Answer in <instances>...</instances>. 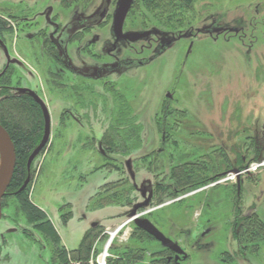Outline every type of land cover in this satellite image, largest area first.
I'll list each match as a JSON object with an SVG mask.
<instances>
[{"label":"rangeland","instance_id":"1","mask_svg":"<svg viewBox=\"0 0 264 264\" xmlns=\"http://www.w3.org/2000/svg\"><path fill=\"white\" fill-rule=\"evenodd\" d=\"M49 3L54 4L55 11L60 10V18L72 11L71 2ZM81 3L89 6L90 2ZM138 4L135 0L130 9L127 29L158 25L172 28V24L164 25ZM189 21L195 28L230 26L236 31L220 33L217 38L199 34L190 44L189 40L179 39L152 61L147 60L151 56L148 50L140 54L121 50V57L144 60L143 65L135 64L121 71V75L111 76L121 88L122 104L130 109V121H122L121 128L131 124L141 128L140 140L127 138L130 135L121 138V142L130 143L124 154L107 150V155H103L97 148L105 139L109 124L108 103L94 99L102 109L94 112L92 124L87 125L89 130L68 117L63 121L64 92L55 91L50 76L44 67L40 70L42 64L33 61L30 51L24 54L12 50L14 55L29 56L28 65L41 82L34 78L31 86L38 85L52 115L49 140L31 164L34 172L26 189L29 199L53 225L58 241L34 229L21 215L16 216V196L6 197L2 199L0 221V264H95L105 251L106 264H123L121 257L127 247L142 256L141 264H157L159 245L145 235L133 233L134 223L128 222L123 213L130 206L123 201L90 206L88 195L98 193V201L105 193L117 198L125 192L124 188H130L132 181L153 178L152 164L149 170L147 165L154 158L145 155L158 147L164 149V155L174 154L173 164L188 159L202 162L205 158L206 162H223L224 169L226 163L233 166L236 160L239 165L264 160V0H198ZM108 32L106 27L104 37L109 36ZM139 45L136 43L135 47ZM95 88L99 90L98 86ZM122 109L121 112L127 111ZM165 116L167 120L161 118ZM133 142H141L142 146ZM165 142L176 144L170 147ZM182 154H188V159L181 160ZM125 160H131L135 180L130 179ZM219 184L201 191L196 188L180 192L167 199L164 196V201H175L146 217L183 246L189 253L188 264H264V242L257 255H245L248 261L237 253L238 243L231 228L235 212L233 182ZM238 192L239 219L255 213L264 222V166L244 175ZM181 196L187 197L176 200ZM158 204H151L148 209ZM12 216L17 218L16 223H12ZM91 221L98 222L93 228L98 234L90 243L88 256L79 257L80 252L86 251ZM12 228L15 231L9 232ZM251 233L254 238V228ZM225 252L234 255V260L224 263Z\"/></svg>","mask_w":264,"mask_h":264},{"label":"flooded vegetation","instance_id":"2","mask_svg":"<svg viewBox=\"0 0 264 264\" xmlns=\"http://www.w3.org/2000/svg\"><path fill=\"white\" fill-rule=\"evenodd\" d=\"M49 1L58 4L71 2L73 3L70 8L72 11L68 14V16L62 15L60 18V10L57 9L55 11L54 4L49 3ZM86 1L90 2L87 4L89 6L83 5V3H81L82 0H0V101H12L14 98H30L38 106L41 113L43 131V112L33 94L41 99V101H43L46 105L50 114V122L52 126L51 111L41 96L40 91H38V85L35 84L34 86H31V80L38 78H36V71L28 65L29 56L21 55V57L18 54L14 55L12 54L13 49H18L19 51H22V53L30 51L33 56V61L37 60L42 64L40 70L44 67L45 73L48 75L53 74L54 78H52V81H54V83L51 85L55 88V91L59 92V94L64 92L65 96L64 100H62V103L65 101L63 103L65 106H62L61 116L66 115L68 116L67 119H71L82 127L85 126L86 129L89 130L87 125L89 126L92 124L91 121L93 119L92 117L94 112H98L102 109V107H97L94 99L99 98L101 102L104 103L102 99L110 100L113 96L115 97V94L121 96V88L116 85L115 78L113 79L111 76L121 75V71L126 70L135 64H144V60L142 59L135 60L130 57H121L122 49H130L132 52L137 54L148 50L151 52V56L147 60L152 61L179 39L184 38L189 40L188 44H190L192 39L199 34L208 35L210 37L214 36L217 38L220 33L223 34L228 31H236L235 27L214 25H206L201 28L190 26L177 31L158 26H152L146 29L129 30L126 27L125 22L131 7L135 2V0H133L124 20L122 32L125 33L127 31H143L150 29H156L159 30V32L151 33L148 36L136 41H130L124 37L121 32H116L113 28V16L118 0H100L98 2H94V0ZM106 27L109 31L108 37H104V29ZM179 36L181 37L179 38ZM169 40L170 43H167ZM136 43H140L139 48L135 47ZM39 83H41L40 80ZM96 86L99 87V90L95 88ZM30 91L33 94H31ZM67 94L69 95V98ZM169 114H172V111ZM166 116H169L168 113ZM166 116L161 118L165 119L167 118ZM5 130L7 131L6 128ZM119 143L121 145V142ZM165 143H169L170 147H172L173 142ZM99 144L100 143H98V148H100ZM185 146H187V144ZM164 153L165 151L162 147L149 150L145 156L154 158L153 161L149 160L147 165L149 170V165L152 164V169H154L152 174L153 178H144L140 180L139 183L132 181L134 192L138 196L137 201L134 203L143 202L148 197L149 193L151 194L149 205L146 208L139 209L137 213L139 217L147 218L154 225L155 223L146 217V215L158 207H162L175 201L174 198L168 199L169 201H164L165 199L170 198L168 197L170 196L169 194L176 190L172 186V177L174 174L173 170L179 164L195 161L186 157L189 154V152H187V155L182 154L180 157L181 160L184 157L188 160L173 164L174 154L171 153L169 155H164ZM196 161H198V163L202 166H206V164H208L209 170L206 172L207 179H209V181L213 180L197 188L199 189L198 191L208 187H216L220 185L218 181L221 178L225 177L229 173H234L231 170L238 169L239 167H246L249 164L247 163L244 165L241 163L239 165L236 160L235 165L230 166L226 163L224 166L226 168L223 169V162H206L205 158L202 159V162L199 160ZM133 174L135 180L134 171ZM246 174L237 175L235 180L232 181L234 196L231 198L233 199L235 197V212L231 228L233 229L232 236L236 244L238 242L235 235L238 233L239 229V223L237 221L240 211L238 207V197L239 194H241L238 190L242 185L243 177ZM19 188L20 187L16 189H8L7 186L5 193L1 198V210L3 207L2 199L12 195L16 196L17 200L19 199L18 197L23 198L24 195H27V199L35 207L41 210L31 199H29L26 187L21 190ZM193 191L196 193V190ZM19 193L21 194L20 196L18 195ZM159 193H161V196L167 197L165 199L163 198L164 200L157 206L148 209L151 204L157 203ZM97 194L98 193L88 195L87 201H89L90 206H92L95 201H98L95 198ZM184 197L187 196H181L176 200L180 201ZM131 207L132 206H130L129 209ZM17 208L18 203L15 204L16 216L19 214L17 212ZM127 211L123 213L126 214ZM21 216L25 219L24 221L26 223H30L26 217L23 215ZM82 216L85 217L84 215ZM14 217L12 216V223H16L18 221L17 218ZM1 218L2 213L0 221ZM41 223L42 222L30 224H32L34 229L45 234L43 230L44 226H41ZM97 223V221H91L89 225L90 228L93 229ZM13 231H15L14 228L10 229L9 232ZM151 237L158 243L159 250L157 251L161 253L160 257L156 259V262L162 264H188L187 259L189 258V253L187 254L183 249V246H181L175 239L168 237L173 242L177 243L179 248L183 250L180 254L176 253L171 248L162 245L161 242L156 240L153 236ZM249 244L255 243L252 242ZM243 249H245L243 245L237 244V253H240L244 258L246 253L245 251H242ZM237 253L235 254L237 255ZM233 256L234 255L230 254L229 257L232 261L234 260ZM244 259L247 261L249 260L246 257ZM225 260L226 257H222V261L224 263ZM120 263L121 262H118L116 264Z\"/></svg>","mask_w":264,"mask_h":264},{"label":"trees","instance_id":"3","mask_svg":"<svg viewBox=\"0 0 264 264\" xmlns=\"http://www.w3.org/2000/svg\"><path fill=\"white\" fill-rule=\"evenodd\" d=\"M139 7H142L146 12L151 14L154 18L160 20L164 25L172 24V30H181L190 27V18L192 13H194V6L196 1L198 0H137ZM135 3V2H134ZM133 3V4H134ZM158 27H163L162 25H158ZM133 29L132 27H130ZM50 76V84H53L52 81L53 74H49ZM68 98L69 95L67 94ZM123 96V95H122ZM99 99V98H98ZM118 94H115L112 99H102L104 103H108L110 106V114H109V124L106 127L105 131V139L100 142V148L103 152V155H107V150L110 152H119L122 154L127 153L129 142H121V138L125 139L128 135L130 137H134L137 140H140V126H136L135 124H131L124 128H121V122L124 120L130 121L128 119L129 115V107ZM98 101V100H97ZM122 104V106H121ZM123 108H127V111H123ZM115 112V114H113ZM68 116L62 115L63 121ZM165 120H167L165 118ZM0 123L7 129L9 135L14 144L15 148V166L12 174V178L9 182L8 189H16L20 187L27 175V158L31 151L35 148V146L39 143L43 129H42V118L41 113L38 109V106L28 97L23 99L14 98L12 101L1 100L0 101ZM129 133V134H128ZM87 138V137H86ZM126 141V140H123ZM121 142V145L120 143ZM135 145L142 146L141 142H133ZM139 145H138V144ZM175 143V142H173ZM104 144H107V149L104 148ZM176 144V143H175ZM174 144V145H175ZM172 144V147L174 146ZM121 147V148H120ZM98 148V147H97ZM162 160V159H161ZM102 167H105L104 164ZM209 170L208 164L206 166H202L198 161H191L190 163L179 164L173 170L172 177V186L176 190L170 193L168 197L176 196L180 192L189 191L192 189H196L200 186H203L209 183L210 180L207 179V171ZM34 172L32 165L30 167V173ZM108 185V184H107ZM105 185H103V188ZM125 192H122L121 195H118L117 198L114 197L115 194H103L101 201H95V205L97 207L105 206L107 204H113L115 201L120 202L123 201L126 206H132L137 198H135L133 185H130V188H124ZM164 191V189H163ZM108 192V191H107ZM21 195L20 193L18 194ZM164 196H161V193L158 195L157 203H161L164 199ZM17 200L18 208L17 212L20 215H23L28 219L30 223L42 222L40 225L44 226L43 230L46 237H55L58 241L56 232L50 223V221L46 218V215L43 211L39 210L35 207L28 199L27 195H24L23 198L18 197ZM44 221V222H43ZM239 229L238 233L235 235L237 242L239 245H243L245 249L242 251L246 254L251 253L253 255H257L260 251L261 243L264 242V222L259 219V217L252 213L247 216H243L241 219L238 218ZM249 225L251 229L249 230ZM254 228V238L251 237V230ZM133 233H138L141 235H145L147 238L152 237L146 232L140 230L134 225ZM97 232L95 229L90 230V233L86 235L88 239V244L86 247V251H82L79 254V257L85 254L88 256V249L90 247V243L94 241L95 237H97ZM254 242L255 244H249ZM248 243V244H247ZM84 250V249H83ZM144 251V248H141ZM64 255V253H63ZM226 261H230V254L225 253ZM121 260H124L123 264H141L142 256L138 255L134 252V250L130 247H127L124 255L121 257ZM224 260V259H223ZM157 263V262H156ZM108 264H112L108 262ZM150 264H153L150 263ZM162 264V263H157Z\"/></svg>","mask_w":264,"mask_h":264},{"label":"water","instance_id":"4","mask_svg":"<svg viewBox=\"0 0 264 264\" xmlns=\"http://www.w3.org/2000/svg\"><path fill=\"white\" fill-rule=\"evenodd\" d=\"M133 0H118L117 7L113 16V28L117 32H121L124 37L130 41H136L151 33L159 32L156 29L143 30V31H127L122 32V27L126 15L132 5ZM181 36H179L180 38ZM170 43V40L167 42ZM31 94H33L30 91ZM38 101L44 116V131L41 140L31 151L27 158V176L20 186V190L27 186L30 180V166L35 159V157L40 153V151L45 147L47 141L49 140L51 133V122L50 114L47 110L46 105L41 99H39L35 94H33ZM100 146V145H99ZM15 166V148L14 144L5 128L0 124V217H1V198L5 193L7 186L12 178L13 170ZM125 166L130 175L131 180H134V174L131 169L130 160H126ZM234 173H238L239 169L231 170ZM239 186V184H238ZM150 193L148 197L143 202H137L132 205V207L126 212L127 218L132 220L134 225L147 232L149 235L153 236L156 240L161 242L162 245L171 248L176 253H182V249L179 248L177 243L173 242L171 239L166 237L150 220L144 217H139L137 211L142 208H146L149 205Z\"/></svg>","mask_w":264,"mask_h":264},{"label":"built area","instance_id":"5","mask_svg":"<svg viewBox=\"0 0 264 264\" xmlns=\"http://www.w3.org/2000/svg\"><path fill=\"white\" fill-rule=\"evenodd\" d=\"M261 166H264V160L261 161V162H251L246 167H242V168L239 167L238 168L239 169L238 173H229L225 177L221 178L218 182H224L226 180L227 181L228 180L234 181L235 177L237 175H243V174H246V173L250 174V173L254 172L256 169L260 168ZM127 220H128V222L131 221L130 219H127ZM123 225H124V223L121 224L120 227L122 228ZM119 228L114 233L111 234V237L118 232ZM110 240H111V238L109 239L108 244L111 242ZM106 255H107L106 251L103 252V254L96 259L95 264H106V261H105Z\"/></svg>","mask_w":264,"mask_h":264}]
</instances>
